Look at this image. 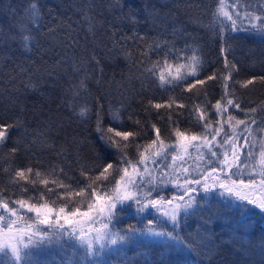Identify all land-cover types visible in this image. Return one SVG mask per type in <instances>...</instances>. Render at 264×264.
<instances>
[{"label": "trees", "instance_id": "1", "mask_svg": "<svg viewBox=\"0 0 264 264\" xmlns=\"http://www.w3.org/2000/svg\"><path fill=\"white\" fill-rule=\"evenodd\" d=\"M180 137L212 146L190 147L170 179ZM232 144L229 175L219 149ZM263 168L264 0H0V234L21 247L0 264H264L258 196L175 189ZM105 195L108 214H90ZM175 197L167 220L146 209ZM81 216L91 247L69 227Z\"/></svg>", "mask_w": 264, "mask_h": 264}, {"label": "rangeland", "instance_id": "2", "mask_svg": "<svg viewBox=\"0 0 264 264\" xmlns=\"http://www.w3.org/2000/svg\"><path fill=\"white\" fill-rule=\"evenodd\" d=\"M241 21L244 23H247V25H251V26H256L257 24H261L262 22L259 21L258 18L256 17H251V16H247V15H242L241 16ZM185 71H187L189 74L193 71V66L192 65H186L185 68H183ZM170 73H174L175 71H169ZM175 146H171L172 148L170 150H172V155L169 158L170 160L167 162V166L169 168V170H172L171 173L172 176L170 178V173L167 175L170 179H173L174 177L176 178L177 175L174 174V172H177L178 174H183V169L185 171L186 165H184V162H186L185 160L187 159V157L190 154V147H198L200 148H204L207 149L210 146H212L210 143L208 144L207 141H205L204 139H196L194 137H180L177 139V141L174 143ZM173 144V145H174ZM219 151L221 153H223L225 156V158L223 159V165L225 166L227 171V174L232 175L231 174V170L236 169V163H237V145L235 146L234 144L230 145V146H223L219 149ZM155 154L157 159H160L161 156V150L156 149L153 150L151 149V155ZM259 162L263 163V160L261 159ZM262 173L264 174V168L262 169ZM222 172L220 171H215L214 174H207L204 179H201V182L196 181L195 180H191L190 182H187L185 180H181L180 183L176 182L177 185H175V189H180L181 192V197L186 198L188 196H191L196 190L198 191V194H202L205 197L206 195H208V192H212V191H219L220 193L224 191L229 195L231 194L234 197H237V199L239 200H250V199H258L260 201V203L262 204V207H264V179H260L257 176H248L246 181H242V180H238V179H233L232 182L228 181V178L224 177V175L222 176ZM147 177L149 178L148 181L153 183V187H157L159 186V188H163L166 190V192L168 191V195L169 196H173V191L171 189H167V186L165 184L162 183V181H159V185L156 183L157 180H161L162 178H157L155 177L154 174H150L147 175ZM159 177H161V175H159ZM180 178H182V176H180ZM224 178V179H223ZM256 180V181H253ZM134 181V176H130V174H124L122 179L120 180V182L118 183V186L116 188V190L114 189V191L112 192L118 199V188L121 189V192L119 193V195L121 194L122 197L121 198H126V195H123V192L127 189L130 188V184L131 182ZM151 184V183H150ZM187 186L188 189L191 187L197 188L196 190H185L184 187ZM152 187V188H153ZM113 195V196H114ZM111 198V196L105 195L104 197H102V199H99L97 201L93 202V205L91 206V208L89 209L90 214L92 215H103V213L108 214V200ZM180 200V199H179ZM172 201V202H171ZM170 202L168 203H163V201L161 202H156L151 200V201H146L145 205H146V209H150L152 208V210L158 212L161 217L166 218V220L168 218V216H174L177 212H178V207L179 210H181V205L180 202L178 201V199L172 198ZM179 203V205H177V203ZM111 207H113V205H110ZM38 210L32 209L30 211V213H34L36 212L39 215V218L41 219H45L47 217V215L44 212H37ZM29 212V211H28ZM78 218V215L75 217V219ZM41 222H43L42 220H40ZM90 220L86 219V216H81L79 218L78 223L75 224H69V227H72V231L74 232L73 235L77 238L78 241H84L87 245H89L90 243H93L92 241L95 239L89 238L90 236L88 235L91 230H92V225H90ZM101 228H97V232L96 235H104L106 233L105 229H101ZM2 234H0V252H4L6 251L10 256L15 257L16 254H18L19 249L21 247L18 246L17 249V244L15 245L14 242V236H12L13 233H7L5 234L4 232H1ZM15 235V234H13ZM19 239V238H18ZM35 237H30V240H34ZM104 239H106V236L104 237ZM29 241H26V243H28ZM90 246V245H89ZM91 247V246H90ZM36 258H38L36 256ZM34 260V258H33Z\"/></svg>", "mask_w": 264, "mask_h": 264}]
</instances>
